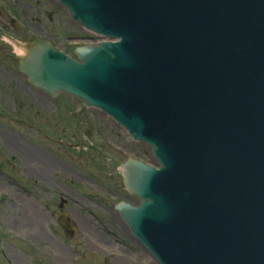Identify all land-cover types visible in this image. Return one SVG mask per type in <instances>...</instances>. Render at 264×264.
I'll return each mask as SVG.
<instances>
[{
	"label": "water",
	"instance_id": "95a60500",
	"mask_svg": "<svg viewBox=\"0 0 264 264\" xmlns=\"http://www.w3.org/2000/svg\"><path fill=\"white\" fill-rule=\"evenodd\" d=\"M58 1L110 40L36 41L20 69L151 147L124 164L135 237L160 264H264V0Z\"/></svg>",
	"mask_w": 264,
	"mask_h": 264
},
{
	"label": "rangeland",
	"instance_id": "374dc122",
	"mask_svg": "<svg viewBox=\"0 0 264 264\" xmlns=\"http://www.w3.org/2000/svg\"><path fill=\"white\" fill-rule=\"evenodd\" d=\"M0 10V264H159L128 232L122 237L115 235L117 232L106 237L112 244L99 248H88L82 233L72 240L57 234L54 243L47 246L41 239L31 238V234L41 233L36 225L33 228L28 211V202L40 203L31 191L41 198V180L56 184V189H61L56 175L64 182L59 168L50 169V157H55L47 147L53 146L58 135V139L69 138V133L60 132L78 130L69 124L70 116L86 115L89 121H95L98 127L94 130L102 134L94 140L105 145L108 141L118 143L123 137L98 109L83 107L70 96H45L30 86L18 69L23 49L33 43V38L46 40L74 57L77 45L102 38L72 22L56 0H0ZM32 119L39 127L37 133L28 129ZM29 155L43 168L44 178L29 165ZM142 157L153 162L147 147ZM110 166L108 162L106 168L99 166L98 170L109 171Z\"/></svg>",
	"mask_w": 264,
	"mask_h": 264
},
{
	"label": "flooded vegetation",
	"instance_id": "af4514ba",
	"mask_svg": "<svg viewBox=\"0 0 264 264\" xmlns=\"http://www.w3.org/2000/svg\"><path fill=\"white\" fill-rule=\"evenodd\" d=\"M70 117L73 118L69 119V124L73 123L78 130L62 131L60 134L69 133V138L63 139L77 138L78 141L65 142L62 138L58 139L60 138L58 135L55 137L57 140L52 142L53 146L47 147L57 160L50 157L52 159L50 169L59 168L63 173L64 182L56 175L55 180L61 186V189H56V184L41 180L43 182L41 198L31 191L34 200H40V203L28 202V211L32 217L33 228L36 225L41 232L31 234V238L37 241L41 239L45 246L51 244L57 234H62L67 239L66 230L59 222V219L64 217V222L69 223L75 232L74 237L80 233L84 235L88 248L110 246L112 244L110 239H106L110 234L117 232L124 235L129 232V226L118 206L137 204L139 201L138 197L132 195L125 186L123 164L130 155L144 158L142 156L146 147L142 142L131 140L120 127L122 141L118 143L108 141L105 145L103 141L94 140V137L98 138L102 134L100 130H94L96 126L98 127L95 121H89L86 115ZM34 122L33 119L30 120L27 126L29 130L37 133L39 127ZM30 142L34 145L33 141ZM32 160L30 156L29 165L44 178L43 168ZM108 162L111 165L109 171L98 170L99 166L106 168ZM41 163L44 166V161ZM36 217L40 220L36 221Z\"/></svg>",
	"mask_w": 264,
	"mask_h": 264
},
{
	"label": "bare ground",
	"instance_id": "6f19581e",
	"mask_svg": "<svg viewBox=\"0 0 264 264\" xmlns=\"http://www.w3.org/2000/svg\"><path fill=\"white\" fill-rule=\"evenodd\" d=\"M35 219V218H34ZM36 221H38V220H40V219H38V217H36V219H35Z\"/></svg>",
	"mask_w": 264,
	"mask_h": 264
}]
</instances>
